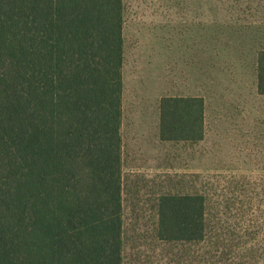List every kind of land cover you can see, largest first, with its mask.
<instances>
[{"label": "trees", "instance_id": "trees-1", "mask_svg": "<svg viewBox=\"0 0 264 264\" xmlns=\"http://www.w3.org/2000/svg\"><path fill=\"white\" fill-rule=\"evenodd\" d=\"M123 28L124 0H0V264H124ZM160 109L162 139L204 138L202 96ZM158 216L161 241L207 236L203 194Z\"/></svg>", "mask_w": 264, "mask_h": 264}, {"label": "rangeland", "instance_id": "rangeland-1", "mask_svg": "<svg viewBox=\"0 0 264 264\" xmlns=\"http://www.w3.org/2000/svg\"><path fill=\"white\" fill-rule=\"evenodd\" d=\"M124 264L264 263V0H124ZM166 95L205 99V136L159 142ZM200 193L207 236L161 241L163 194Z\"/></svg>", "mask_w": 264, "mask_h": 264}, {"label": "crops", "instance_id": "crops-1", "mask_svg": "<svg viewBox=\"0 0 264 264\" xmlns=\"http://www.w3.org/2000/svg\"><path fill=\"white\" fill-rule=\"evenodd\" d=\"M166 96H183V95H166ZM163 97H165V96H163ZM163 97L160 98L159 104L156 106L155 111H154L155 112V114H154V117H155V136L159 142H163V143L164 142H174V141L175 142H183V140H165V139H162V137H161V109H160V104H161V100ZM123 122H124V72H123V121H122V127H123ZM121 131H122V128H121ZM122 136H123V176H124L125 138H124L123 132H122Z\"/></svg>", "mask_w": 264, "mask_h": 264}]
</instances>
